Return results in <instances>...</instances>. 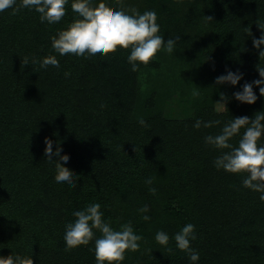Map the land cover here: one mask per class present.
Returning <instances> with one entry per match:
<instances>
[{"label":"trees","instance_id":"trees-1","mask_svg":"<svg viewBox=\"0 0 264 264\" xmlns=\"http://www.w3.org/2000/svg\"><path fill=\"white\" fill-rule=\"evenodd\" d=\"M121 3L155 11L159 34L180 37L174 52L158 51L137 71L119 48L92 61L59 56L50 37L77 15L71 0L55 25L28 9L0 12V255L19 253L32 264H96L94 242L65 251L63 235L74 211L98 202L113 228L131 223L143 237L122 264H189L174 240L186 223L196 226L191 246L199 264H264V202L243 187L246 174L218 171L213 162L221 150L204 143L233 116L264 111L258 86L253 104L232 97L264 66L253 46L264 31V0H96L94 7L115 11ZM48 55L57 56L59 68L33 62ZM226 69L244 78L216 85ZM221 93L229 97L223 117L214 111ZM197 118L220 123L196 129ZM45 137L64 153L60 162L71 160L74 189L56 185ZM145 204L148 221L138 211ZM161 229L169 234L167 247L155 240Z\"/></svg>","mask_w":264,"mask_h":264},{"label":"clouds","instance_id":"clouds-1","mask_svg":"<svg viewBox=\"0 0 264 264\" xmlns=\"http://www.w3.org/2000/svg\"><path fill=\"white\" fill-rule=\"evenodd\" d=\"M68 3L69 0H0V12L11 9L12 13L16 14L21 9H28L39 14L41 23L55 25L65 17V6ZM95 4L96 0H71V9L77 15L67 23L66 27L50 37L51 47L55 53L59 56L70 54L79 60L92 61L119 48L128 50L127 62L132 71H137L141 64L147 65L158 51L174 52L180 37L169 36L165 40L164 36L159 34L160 25L155 11L146 10L140 13L135 8L126 9L122 3L118 10L113 11L107 5H100L97 9L94 7ZM259 28L264 30V25L259 24ZM253 46L260 49V58L264 56V47H262L264 31L259 38H253ZM33 62L39 63L42 69H47L49 66L60 67L56 55H48ZM23 63L29 64L28 58H24ZM257 68L260 78L250 82L245 80L239 90L232 93L236 101L255 103L259 97L254 91V86H258L260 97H264V66ZM65 76L70 78V73L66 72ZM243 78L244 73L239 69L235 71L226 69L224 74L215 77V83L236 86ZM192 95L199 96V90L194 89ZM220 95L221 99L216 101L214 108L217 113L225 108L228 109L229 97L224 93ZM138 123L149 127L143 118ZM219 123L218 120L205 121L197 118L193 127L211 128ZM241 129L244 131L241 132ZM237 136L238 144L234 146L231 141ZM262 137H264V111H257L253 117L233 116V119L225 123L218 133L205 135L204 143L221 150L220 155L213 162L218 171L246 174L242 179L243 187L259 193V200L264 202V142H260ZM43 151L47 163L56 166V185L74 189L78 178L67 170L71 160L63 159L60 162L64 153L58 151L48 137L44 138ZM153 181L152 177L145 179V183L150 186L153 185ZM149 192L155 195L157 188L149 187ZM138 211L143 220L151 219L147 214L150 211L147 204ZM72 215L75 219L66 223L64 229L65 251L94 242V249L90 250L94 251L96 264H122L126 251L139 250V242L143 237L134 231L131 223L121 224L119 230L113 228L110 222L104 219L100 203H90L83 209L74 211ZM196 238V226L193 223H186L174 234L175 246L187 254L189 264H199L200 261V252L191 246V242ZM155 240L159 245L167 247L170 237L161 229L156 232ZM171 251L172 249L169 248V252ZM0 264H32V261L25 255L11 252L7 256L0 255Z\"/></svg>","mask_w":264,"mask_h":264},{"label":"rangeland","instance_id":"rangeland-1","mask_svg":"<svg viewBox=\"0 0 264 264\" xmlns=\"http://www.w3.org/2000/svg\"><path fill=\"white\" fill-rule=\"evenodd\" d=\"M219 115H220L221 117L225 116L224 109H223L221 112H219Z\"/></svg>","mask_w":264,"mask_h":264}]
</instances>
